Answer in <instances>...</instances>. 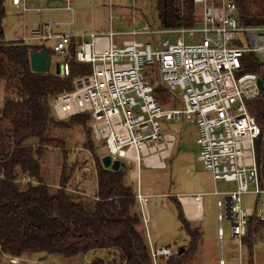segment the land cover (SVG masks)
Segmentation results:
<instances>
[{"label":"built area","instance_id":"obj_1","mask_svg":"<svg viewBox=\"0 0 264 264\" xmlns=\"http://www.w3.org/2000/svg\"><path fill=\"white\" fill-rule=\"evenodd\" d=\"M33 1L37 0L11 3L23 12L41 13L45 7H34ZM45 1H58L60 8L72 9V0ZM106 2L112 14L116 0ZM194 2L202 6L200 25L167 31L180 34L176 40L164 36L163 31H158L162 37L157 44L138 40L137 36L150 34L148 24L133 30V37L122 45L115 41L113 31L106 37L96 33L84 36L76 44V59L91 64L92 73L77 78L74 90L57 96L54 106L61 120L90 114L89 128L94 141L104 146L105 154L113 160L134 163L155 155L162 160L171 156L176 136L165 131L166 122L194 124L199 160L215 182L236 186L218 201V219L221 223L230 220L231 236L241 242L248 235L251 217L264 216L263 209L255 211L243 205L244 195L264 193L256 155L262 129L247 105L260 96L262 88L260 77L244 72L243 65V59L251 53L264 59V27L242 25L235 2ZM60 25L54 20L40 22L33 28L25 25L29 32L23 41L44 46L54 42L52 52L64 66L60 74L67 76L70 67L64 58L74 37L70 32L56 30ZM155 69L160 70L169 91H182L181 97H176L181 106L167 107L159 101L153 79ZM80 172L84 184L98 193L99 171L92 153ZM90 173L96 176L93 178ZM83 176L80 175L82 180ZM137 197L146 203L142 194ZM220 232L222 235V228ZM160 255L170 257L172 251L161 248L155 253ZM9 264L24 263L20 257H9Z\"/></svg>","mask_w":264,"mask_h":264},{"label":"trees","instance_id":"obj_2","mask_svg":"<svg viewBox=\"0 0 264 264\" xmlns=\"http://www.w3.org/2000/svg\"><path fill=\"white\" fill-rule=\"evenodd\" d=\"M227 1L237 4L242 25L264 27V7L256 4L264 0ZM158 6L164 28L194 27L199 22L194 0H158ZM6 17V0H0V83L11 93L0 111V264L5 255L44 253L77 258L91 251L103 253L88 264H155L145 230L140 228L142 211L129 179L132 166L126 164L116 171L99 161L100 200L94 201L67 191L73 178L79 177L76 162L66 161L67 151L58 174L48 164L47 152L67 149L58 131L86 128L91 119L88 113L67 121L59 119L54 100L73 91L75 79L91 74L92 65L77 62L72 43L65 54L69 75L62 76L56 70L34 71L30 53L43 46L7 40ZM243 62L244 72L256 73L264 84V60L251 53ZM163 86L156 87L157 97L164 106L172 107V94ZM179 104L176 100L174 105ZM247 105L262 129L256 155L264 187V85L260 96ZM86 139L85 146H96L91 130ZM179 219L187 227L182 214ZM257 220L256 214L251 217L244 244L256 241L248 236L253 229L254 234L260 232L262 222L256 224ZM187 257L186 251L176 252L168 261L161 257L159 264H184Z\"/></svg>","mask_w":264,"mask_h":264},{"label":"crops","instance_id":"obj_3","mask_svg":"<svg viewBox=\"0 0 264 264\" xmlns=\"http://www.w3.org/2000/svg\"><path fill=\"white\" fill-rule=\"evenodd\" d=\"M106 1L107 0H102L100 4V6H102V8L105 11L109 10ZM131 1L132 3H135L133 2V0ZM211 1H213L215 4H222L227 0H211ZM73 2H75V0H72V9L60 8L62 4L58 1L47 2L45 0H37V1H33L31 4L34 7H45V9L42 10L41 13H39V14H43L44 11H56V10H67L74 12ZM92 4L94 5L96 3H92ZM9 5L14 7L16 13L24 17L25 21L29 17V13L35 11V10H30L27 12H23L18 8H16L15 6H13L11 0H6V6ZM46 7H51V8H46ZM196 10H197L196 15L199 17L197 18L198 20H200L202 6L196 4ZM50 20H54L56 22L61 23V25L58 28H56V30L70 32L73 34L74 37L73 43L75 46L76 44L82 42L84 36L89 35L88 33L85 32L74 33L72 30V25L74 23L73 21H69V20L66 21L60 19L58 20L53 17H51ZM36 24L38 23L33 22L31 25L28 22H25V25H29L30 28H33L34 25ZM4 29H5V24H4ZM171 29H175V28L163 27L159 31H163L164 36L172 38L171 36L175 35V33L167 32L170 31ZM112 31L115 33V41L119 45H122L124 40L133 37L132 36V37L124 38L123 36H120L123 38L121 42L118 41L117 40L118 36H116L117 33L123 34L125 36V35H131L130 34L131 32L129 33L116 32L114 30L112 21L108 33H106L105 28H103V30L99 34L97 33L99 31H91V33H96L98 36L106 37ZM28 32L29 31L25 27L24 34L26 35ZM139 36H137V39L142 40L138 38ZM21 38L22 37H20L18 40L9 39V41H21L35 46H40V47L44 46L42 43L33 42V41L32 42L23 41V39ZM48 43L46 42L45 45L46 47L50 48V50L52 51L51 47L53 46L54 42L53 43L48 42ZM102 45H105V42H102ZM58 63L62 64L63 62H59L57 60V64ZM81 64H88V63H81ZM0 86L2 85L0 84ZM1 90L2 87H0V93ZM7 98L8 97H6V99ZM6 99L3 100L6 101ZM178 104H179L178 106H181L182 102L179 100ZM164 129L166 132H170L176 136L175 148L172 151V154L169 158L162 160L159 156L155 155V157L151 156L146 160H141L139 163H134L132 161H125L128 166L133 167L132 171L130 172L129 179L136 190L135 191L136 198L142 211V225L140 228H143L145 230L146 237L148 239V243L154 259V263L159 264V260L161 259V257H164V259L168 261L173 257V255L176 252L178 254H183L186 251L188 252V257L184 264H194V263L196 264H264V216L262 219L257 216L258 220L256 221V224L258 223L259 220L262 222V227L260 228V232H258L259 234L258 233L254 234L253 233L254 229H253L252 233H250L248 236V239L256 240L252 245L249 246L248 244H244L243 240L241 242L237 241V244L231 242L229 245L230 247L226 252L223 246L218 249L214 245L216 243L215 241L217 240V237H219L221 244H223L224 241V235H221L220 232L221 228L223 229V223H221L218 219V213H219L218 201L220 199L217 197L222 196L223 193L226 192V190L224 191L218 188L220 182L217 183L214 181L212 175L206 170L202 161L199 160V151L198 153L195 154V159L196 161H200L202 163L204 170L207 172L208 176H205L202 173L199 174V181H196L197 182L196 184L199 187H194L192 189L180 191L176 193H173L171 191L170 185L172 184V182L170 176H168L166 171L174 164L175 158L179 155L178 153L180 151L179 144L182 141L181 140L182 133L186 130L188 137L193 136L196 139V126L194 124H189L186 122H166L164 124ZM167 160L169 161V163H167ZM144 169L151 171L149 172L150 178L147 181L148 186L150 187L146 189L148 192L143 191L144 189L141 181ZM80 171L81 169L78 171V176H79L78 178L81 179L79 175ZM194 175H198V174H194ZM81 181L80 184H82ZM235 187L236 186L234 184V188ZM138 194H142L144 196L146 200L145 204L141 202L140 199L137 197ZM263 194L264 193L253 194L257 196L256 202L253 205H247V206H245L243 202V205L245 207L254 208L255 211L260 209H263L264 211V200H262ZM184 198L195 199V201L187 202L189 203L188 206L187 203L184 202ZM211 198H213V200H211ZM199 201L201 202L200 215L198 214ZM188 209H191L190 212ZM179 214L183 215V218L187 223V227L179 219ZM210 215L212 216V218H210ZM217 225H218V231L216 238L214 237L212 238L211 241H208L207 239L208 231L211 230L214 233H216L215 230L217 228ZM161 248H169L172 251V255L170 257H166L164 255L155 256L156 251ZM203 255H206L207 257L204 259L202 257ZM8 262H6V264H9Z\"/></svg>","mask_w":264,"mask_h":264},{"label":"rangeland","instance_id":"obj_4","mask_svg":"<svg viewBox=\"0 0 264 264\" xmlns=\"http://www.w3.org/2000/svg\"><path fill=\"white\" fill-rule=\"evenodd\" d=\"M102 0H75L73 2L74 12L67 11V10H56V11H44L43 14H39L35 11L29 13V17L26 19L16 13V10L11 5L7 6V17L5 19V32L7 39L11 40H18L20 37L23 39L24 37V29H25V22H28L32 25L33 22L40 23L43 21L50 20L51 17L66 20V21H73L72 30L74 33L85 32L90 34L91 31H99L98 34L105 28L106 33L110 30L111 21L116 32H124L129 33L133 30L139 28L143 24H148L150 27V34H142L138 38L142 39L143 41H153L154 43H159L161 39V34L158 33L159 30L163 28L162 23L159 17V6L158 0H137L135 3H132L131 0H117L116 5L114 6V10L112 14L110 10H104L102 6H100ZM96 3V4H92ZM258 6H263V2H256ZM199 18V17H198ZM198 24L195 26L200 25V20H198ZM71 28V27H70ZM27 29V28H26ZM151 31H154L152 33ZM157 32V33H156ZM180 34H175L171 36L173 40ZM117 40L121 42L122 38L124 37H132L131 35H123V34H116ZM123 36V37H120ZM49 44V43H48ZM50 45V44H49ZM57 65V57L56 53L53 52V64L52 70H56ZM153 79L155 80V85L157 88H165V85L162 81L161 73L159 69H155L153 72ZM2 86V90L0 93V111L5 104L6 97H11L10 90L7 88L5 83H0ZM171 92V91H170ZM172 102L170 106H175V101L177 98H180L182 95L181 90H176L171 92ZM179 102V100H177ZM71 119L66 118L65 121ZM64 120V119H63ZM89 124L90 120L87 124L86 128H82L77 126L73 129H60L58 134L61 138L65 140L67 143V149H51L48 153V164L52 165L54 169L52 171L58 174V170L62 168L64 162V155L67 154L66 161L69 164L76 162L77 169L80 170L84 167V165L88 162L89 153H92L99 171V161H101L102 157L106 155V150L103 145H99L93 142L94 147L85 146L84 143L86 142V138H88L89 132ZM182 141L179 144L180 151L178 152L179 155L175 158L174 164L166 171L168 176H170L172 184L170 185V189L173 193L185 191L192 189L197 186V182L199 181V174L202 173L205 176L207 172L204 170V167L200 161H196L195 154L200 151V146L197 144L196 139L193 136H189L186 133V130L182 133ZM50 159V160H49ZM167 163L169 161L167 160ZM150 170H145L143 172V176L141 178L143 191L148 192L146 189L150 188L148 186V180ZM198 174V175H194ZM79 175L83 176L80 172ZM91 177H95L96 175H92ZM73 178L71 185L67 188L70 194H80L90 200L99 201L100 198L96 190H93L91 185L84 184V176L83 180L81 181L80 178ZM98 178V182L100 177ZM24 179V177H23ZM22 179V181H24ZM26 181V180H25ZM24 181V182H25ZM80 181L82 184H80ZM97 183V181H96ZM100 182L97 183V187L99 188ZM58 187V186H57ZM218 188L220 190L232 191L234 189V183H225L220 182ZM54 189H57L56 187ZM250 189H253V184H250ZM77 196V195H76ZM75 196V197H76ZM217 198L223 199L224 196H218ZM257 196L253 194H247L243 196L244 205H253L256 202ZM213 200V198H211ZM262 200H264V194L262 196ZM89 201V200H86ZM213 203V201H212ZM210 218L212 216L210 215ZM218 223V222H217ZM219 225V224H218ZM218 225L215 230L216 233L209 230L207 233L208 241H211L212 238H216ZM231 221L226 219L223 222V234L224 241L221 244L219 237H217L216 243L214 244L216 248H221L222 246L225 248V252L228 251L229 245L231 242L237 244V240L232 238L231 236ZM103 251H91L86 254L84 257H77V258H68L62 255H47V254H34V255H24L21 256V262L24 264H88L93 258L102 255ZM5 261L1 263L6 264L9 261V256H3ZM11 257V256H10ZM204 259L207 257L206 255L202 256ZM108 258V257H107ZM8 260V261H7ZM161 262V260H159ZM9 263V262H8ZM196 264V263H194Z\"/></svg>","mask_w":264,"mask_h":264},{"label":"water","instance_id":"obj_5","mask_svg":"<svg viewBox=\"0 0 264 264\" xmlns=\"http://www.w3.org/2000/svg\"><path fill=\"white\" fill-rule=\"evenodd\" d=\"M31 66L32 69L36 72H49L51 71L53 64V54L50 48L43 46L40 50H32L30 53ZM57 72L64 70V66L61 64L56 65ZM259 87L263 88V80L260 78L258 80ZM102 164L105 168L112 170H120L126 165L125 161L115 159L113 160L112 156L107 154L104 155L101 159Z\"/></svg>","mask_w":264,"mask_h":264},{"label":"bare ground","instance_id":"obj_6","mask_svg":"<svg viewBox=\"0 0 264 264\" xmlns=\"http://www.w3.org/2000/svg\"><path fill=\"white\" fill-rule=\"evenodd\" d=\"M153 157H155V156H153ZM147 162V161H146ZM189 201H195V199H191V198H184V202H189ZM191 203V202H190ZM187 205L189 206V203H187ZM198 206H199V212H198V214L200 215V212H201V202L199 201V203H198ZM192 207V206H191ZM188 208H190V207H188ZM189 210V212H190V210L191 209H188ZM193 210V209H192ZM196 210V209H195ZM193 212V211H192ZM191 214V213H190Z\"/></svg>","mask_w":264,"mask_h":264}]
</instances>
